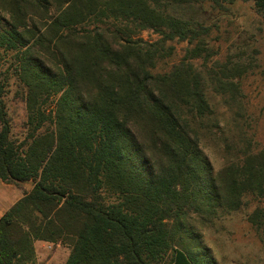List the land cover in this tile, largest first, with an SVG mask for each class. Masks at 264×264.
I'll list each match as a JSON object with an SVG mask.
<instances>
[{
	"label": "trees",
	"instance_id": "obj_1",
	"mask_svg": "<svg viewBox=\"0 0 264 264\" xmlns=\"http://www.w3.org/2000/svg\"><path fill=\"white\" fill-rule=\"evenodd\" d=\"M235 1L0 0V181L32 184L0 216V264H36L35 241L69 248L64 264H220L204 230L264 199V147L225 138L216 171L202 149L220 130L210 93L240 110L246 70L196 64L197 16ZM180 42L195 46L172 62ZM246 221L264 244V207Z\"/></svg>",
	"mask_w": 264,
	"mask_h": 264
},
{
	"label": "rangeland",
	"instance_id": "obj_2",
	"mask_svg": "<svg viewBox=\"0 0 264 264\" xmlns=\"http://www.w3.org/2000/svg\"><path fill=\"white\" fill-rule=\"evenodd\" d=\"M202 11L197 17L208 28L207 53L205 59L197 60L196 64L213 67L215 63H230V66L239 65L246 70L240 79V110L228 107L222 98L210 93L220 130L211 128V133L202 141V149L216 171L222 168L232 151L226 149L225 138L235 144L244 138V143L253 150L264 147V16L257 12L252 2L240 0L221 7L204 6ZM189 13L193 14V10H188ZM141 36L148 41L158 37L151 31H145ZM173 45L172 62H179L186 49L195 46L186 42ZM6 103L13 136L21 138L25 103L22 91L15 83L8 89ZM31 186V183L14 186L0 181V216ZM257 206L264 207V199L247 197L239 211L220 218L204 230L205 242L220 264H264V244L246 221V215ZM59 258L63 260V255L56 259Z\"/></svg>",
	"mask_w": 264,
	"mask_h": 264
},
{
	"label": "crops",
	"instance_id": "obj_3",
	"mask_svg": "<svg viewBox=\"0 0 264 264\" xmlns=\"http://www.w3.org/2000/svg\"><path fill=\"white\" fill-rule=\"evenodd\" d=\"M20 197L18 196V199ZM33 247L35 251L36 264H58V261L61 262L59 264H64L70 252L69 248L61 245L60 243L54 244L43 241H35ZM62 255L63 260H61V258H59V260L56 259Z\"/></svg>",
	"mask_w": 264,
	"mask_h": 264
}]
</instances>
